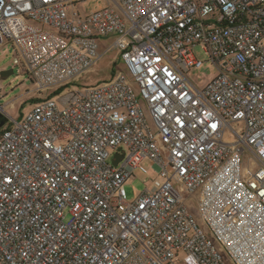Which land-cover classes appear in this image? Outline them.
<instances>
[{
  "label": "built area",
  "instance_id": "2783aa9c",
  "mask_svg": "<svg viewBox=\"0 0 264 264\" xmlns=\"http://www.w3.org/2000/svg\"><path fill=\"white\" fill-rule=\"evenodd\" d=\"M86 1L0 0V47L39 93L112 49L125 67L0 132V264H264V0ZM198 44L218 71L204 88ZM145 159L158 176L129 200Z\"/></svg>",
  "mask_w": 264,
  "mask_h": 264
},
{
  "label": "rangeland",
  "instance_id": "374dc122",
  "mask_svg": "<svg viewBox=\"0 0 264 264\" xmlns=\"http://www.w3.org/2000/svg\"><path fill=\"white\" fill-rule=\"evenodd\" d=\"M108 6L107 0H89L79 5V10L83 15H89L98 12ZM115 36L109 38H100L102 53L111 47ZM196 59L203 62L200 68H192L188 77L199 88H204L218 74L216 66L209 61L208 54L203 45L198 44L193 50ZM113 69L118 72L124 71L123 61L120 59L118 50L112 49L105 53L102 59L81 79L69 84L57 95H53V91L44 90L41 93L37 91V87L23 63L20 60L19 53L11 42H7L0 47V73L3 71H11L14 73L9 76L0 75V116L6 117L8 121L21 120L33 110L35 105L41 100L52 98L62 105V96L67 95L74 89H85L87 86L101 84L110 81L113 78ZM115 74V75H116ZM9 122L1 129L8 127ZM112 162V160H110ZM142 165L147 169L148 173H143L140 169L134 171L133 177L125 184L129 200H134L139 194L153 186V181L157 178V169L154 161L145 159ZM199 193H186L184 201L187 205L189 213L192 215L197 226L213 239L211 231L203 220L199 211ZM215 245L217 243L215 242Z\"/></svg>",
  "mask_w": 264,
  "mask_h": 264
},
{
  "label": "trees",
  "instance_id": "16d2710c",
  "mask_svg": "<svg viewBox=\"0 0 264 264\" xmlns=\"http://www.w3.org/2000/svg\"><path fill=\"white\" fill-rule=\"evenodd\" d=\"M115 74H116V71L113 69V75H112V76H115ZM63 89H64V88H59V89H57V90H55V91H53V90H51V91H53V95H57V94H59ZM6 122H8V119H7L6 117H2V116H0V126H1V128L4 127V125H6ZM1 131H2V130H0V132H1Z\"/></svg>",
  "mask_w": 264,
  "mask_h": 264
},
{
  "label": "water",
  "instance_id": "95a60500",
  "mask_svg": "<svg viewBox=\"0 0 264 264\" xmlns=\"http://www.w3.org/2000/svg\"><path fill=\"white\" fill-rule=\"evenodd\" d=\"M14 73V71L13 70H11V71H3V72H1L0 73V75L1 76H9L10 74H13ZM1 127V126H0ZM117 163H118V161H114L113 162V164L116 166L117 165Z\"/></svg>",
  "mask_w": 264,
  "mask_h": 264
},
{
  "label": "flooded vegetation",
  "instance_id": "af4514ba",
  "mask_svg": "<svg viewBox=\"0 0 264 264\" xmlns=\"http://www.w3.org/2000/svg\"><path fill=\"white\" fill-rule=\"evenodd\" d=\"M0 130H2L1 127H0Z\"/></svg>",
  "mask_w": 264,
  "mask_h": 264
}]
</instances>
